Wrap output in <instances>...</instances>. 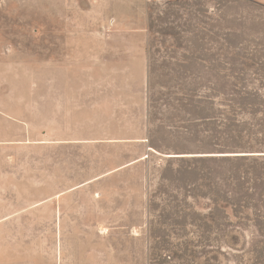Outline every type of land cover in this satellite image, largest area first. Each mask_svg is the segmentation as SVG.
<instances>
[{
	"label": "rangeland",
	"instance_id": "obj_1",
	"mask_svg": "<svg viewBox=\"0 0 264 264\" xmlns=\"http://www.w3.org/2000/svg\"><path fill=\"white\" fill-rule=\"evenodd\" d=\"M101 15L144 28L128 38L143 57L90 49ZM138 59L143 85L137 66L92 69ZM110 138L128 142L66 144ZM142 138L157 154L105 177ZM72 207L118 224L59 232L42 211ZM77 240L144 264H264V0H0V264H56Z\"/></svg>",
	"mask_w": 264,
	"mask_h": 264
},
{
	"label": "crops",
	"instance_id": "obj_2",
	"mask_svg": "<svg viewBox=\"0 0 264 264\" xmlns=\"http://www.w3.org/2000/svg\"><path fill=\"white\" fill-rule=\"evenodd\" d=\"M161 0H158L156 3H153L152 5H157L160 3ZM65 2V0H63ZM94 2V0H93ZM126 4H128V1H126ZM93 21L95 23H101L105 24L104 30H98L95 29L93 32L88 33V38L90 40H93V42L89 43V48L93 49L95 54L97 51V48L100 49L101 53L107 54L108 49L110 48V42L112 40L117 41L115 43L116 47L119 49V56H123V53L126 54V56L129 55H140L143 57L145 54L144 48L140 51L134 48L129 47V39L132 36L138 35L141 39L146 40V33L147 31L142 28L136 30L137 33H132L133 35H129L130 31L128 28H123V26L118 25V19H115L113 17L109 16H96ZM74 23V22H73ZM90 24V21L89 23ZM65 37V33L63 32ZM118 39L124 42H120ZM100 41V42H97ZM92 50V51H93ZM137 66L138 70L140 71V74L144 70L145 65L141 62V59H138V62L132 63L128 65L125 64H113L112 67L108 63H100L94 64L93 70H97L100 72H128L129 69L132 67ZM142 73L140 76L142 85L145 84V75ZM120 77V76H119ZM75 102L74 97H67L63 104H71ZM67 109L70 112H73L76 107L75 106H68ZM125 142H128V140L125 139H104V140H88V141H77L75 139H70L66 142V144L69 145H82V144H92V145H103L105 147H118L122 146ZM136 145H140V147L144 148L143 154L140 158L132 161V162H126L119 167L115 168L114 170L105 173L104 176H110L112 174L118 173L130 166L136 165L140 162L146 161L150 154H157L156 150L152 148V146L149 145L148 140L146 138H142L139 140L133 141ZM88 182H83V184H88ZM42 211L50 212L54 218L50 221L51 225L54 229H57V231L66 230L68 232L75 231L76 227H80L81 224H83L86 221H89L88 219L84 218L86 215L91 216L93 215V218L91 219L90 223L88 224V227L93 229L96 232H108L110 231L113 226L118 224V221L113 222L112 219H108L103 221L102 219H98L97 216H111L113 215V211L110 209H100V208H56V209H43ZM120 212V211H119ZM121 214V213H119ZM78 229V228H76ZM99 236V235H97ZM102 237L101 244L104 245L106 243V240ZM99 242V243H100ZM96 245V242H90V241H81L77 240V242H74V245L69 247V250H65V247L59 243V256L57 257V263L56 264H144V257L143 256H120V255H111V254H102V255H94L92 254V247L93 245Z\"/></svg>",
	"mask_w": 264,
	"mask_h": 264
},
{
	"label": "built area",
	"instance_id": "obj_3",
	"mask_svg": "<svg viewBox=\"0 0 264 264\" xmlns=\"http://www.w3.org/2000/svg\"><path fill=\"white\" fill-rule=\"evenodd\" d=\"M147 4L156 3L158 0H144Z\"/></svg>",
	"mask_w": 264,
	"mask_h": 264
}]
</instances>
